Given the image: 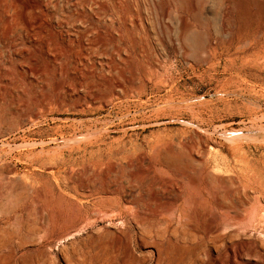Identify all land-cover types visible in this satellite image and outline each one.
<instances>
[{
	"label": "rangeland",
	"instance_id": "374dc122",
	"mask_svg": "<svg viewBox=\"0 0 264 264\" xmlns=\"http://www.w3.org/2000/svg\"><path fill=\"white\" fill-rule=\"evenodd\" d=\"M117 204L152 264H264V0H0V227L122 264Z\"/></svg>",
	"mask_w": 264,
	"mask_h": 264
},
{
	"label": "bare ground",
	"instance_id": "6f19581e",
	"mask_svg": "<svg viewBox=\"0 0 264 264\" xmlns=\"http://www.w3.org/2000/svg\"><path fill=\"white\" fill-rule=\"evenodd\" d=\"M232 27L234 28L235 25L232 26ZM7 32H5V34ZM230 33L231 32H229V34ZM11 34H13V33L11 32L10 35ZM7 35H9V34H7ZM103 50H104V47H103ZM78 54H80V53H78ZM75 57L78 59L79 55H76ZM225 185L226 184H224L223 187ZM220 186H222V185L220 184ZM226 197H227L228 200L231 199L230 190L227 191ZM117 206H118V204H117ZM226 206L230 207L229 204H227ZM227 207H225V209H227ZM115 210H116L115 212L117 214H124V213H126V215H130L131 214L132 217L134 218V222L136 224H138V225H141V231H140L139 235H137V233L134 232V230L131 228V226L127 225V226H129V228L126 229V231H125V235L127 237L126 255H125L124 259L122 260V264H152V262H148L147 261V259H146L144 254L143 255H137L138 253L137 254L135 253V251H136L135 247L147 246L148 244H151V243H154L157 246H162L163 234L160 232L159 229H155L153 227L156 223H160L162 221L161 218L158 216V214L161 215L162 213L160 214V212H159V213L150 214L149 216L148 215L147 216H145V215L141 216V215H138V213L135 210L131 209L129 206H127V207L126 206H121V204L118 206V208L116 207ZM101 211L102 210H98L97 211L98 214ZM227 213H228V211H227ZM100 214L102 215L103 213H100ZM104 215H106V214H104ZM88 216H89L88 213H85L84 215H80V217H82V221H86ZM132 217H131V219H132ZM151 224L153 225L152 227H151ZM89 225H91V223L89 221L84 222L83 225L82 224L81 225L78 224L77 226H74V228H72L71 230H66L63 233V236L64 235L68 236V235H72L73 233L75 234V233L82 232ZM19 226H20V224H19ZM33 234H36V230L35 229H30L26 233H23L20 230H18V231L9 230L6 227H0V264H41V260L39 258H37L36 260H33V259L30 260V261L28 260V255L30 254V250H29L30 248H28L29 247L28 243L33 241V239H34L33 238ZM40 239L43 242H46V240H47L46 238H44V236L40 237ZM167 243H165V245H167ZM165 245L163 244V246H165ZM46 246L48 247V245H46ZM96 248H98V246ZM143 252H145V251H143ZM152 254H154V253H151V255ZM151 257H153V256H151ZM104 258H100L99 256L92 257L89 260L81 262L80 264H108V262L106 263V260ZM156 258H157L158 262L161 259L160 255L157 256ZM152 260H153V258H152Z\"/></svg>",
	"mask_w": 264,
	"mask_h": 264
}]
</instances>
